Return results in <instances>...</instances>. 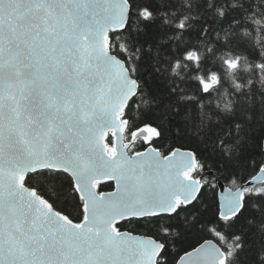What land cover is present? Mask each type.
<instances>
[{
    "label": "snow or ice",
    "instance_id": "1",
    "mask_svg": "<svg viewBox=\"0 0 264 264\" xmlns=\"http://www.w3.org/2000/svg\"><path fill=\"white\" fill-rule=\"evenodd\" d=\"M260 17L0 0V264H264Z\"/></svg>",
    "mask_w": 264,
    "mask_h": 264
},
{
    "label": "trees",
    "instance_id": "2",
    "mask_svg": "<svg viewBox=\"0 0 264 264\" xmlns=\"http://www.w3.org/2000/svg\"><path fill=\"white\" fill-rule=\"evenodd\" d=\"M258 19H261L262 21H264V17H260ZM250 39L252 40L253 43H264V36L258 37L256 34H254L253 36L250 37ZM239 71L241 74V79H243L244 74L248 73V71H249L248 65L242 61L240 64V70ZM227 78L230 80L232 79L231 73L228 74ZM218 99L220 100L222 105L228 103L227 95L223 93V90L221 92V95L218 97Z\"/></svg>",
    "mask_w": 264,
    "mask_h": 264
}]
</instances>
